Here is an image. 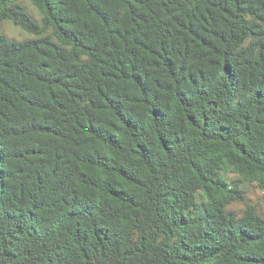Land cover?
I'll return each mask as SVG.
<instances>
[{
  "label": "clouds",
  "instance_id": "1",
  "mask_svg": "<svg viewBox=\"0 0 264 264\" xmlns=\"http://www.w3.org/2000/svg\"><path fill=\"white\" fill-rule=\"evenodd\" d=\"M210 2L0 0V26L15 33L0 31V49L9 52L14 45L21 54L30 53L34 58L21 81L43 92L17 88L25 100L14 99L17 113L35 112L28 103L43 107L49 89L67 104L55 130L63 140L46 137L60 157V191L49 193L42 186L33 195L35 203L26 207L47 217L46 226L57 232L71 264H165L160 249L166 264H245L250 256L255 264H264V231L255 235L264 230V157L249 152L244 139L255 135L246 122L264 133V102L256 95L259 88L264 97L257 67L264 59V0H241L244 11L228 0L233 26L216 41V53L187 28L195 25L191 31H199ZM29 4L40 9L38 17ZM70 26L78 30L65 39L60 30ZM40 50L52 54L38 55ZM4 60L0 52V62ZM68 93L79 99L72 103ZM39 126L33 121L32 127ZM18 127L15 120L9 124L0 117V146L35 142L38 133ZM114 130L119 141L110 135ZM259 139L264 142V135ZM234 144L245 151L243 158ZM105 168L108 174L113 169L124 173L127 179L121 184L140 208L155 206L159 212L117 226L126 241L119 256L75 247L69 237L77 222L67 214L76 211L74 201L91 202L93 189L85 185ZM250 185L262 193L260 198L249 195ZM173 215L176 224L203 218L212 227L173 228ZM250 234L256 237L251 243ZM22 239L31 255H21L17 264H47L51 253ZM4 251L0 241V253Z\"/></svg>",
  "mask_w": 264,
  "mask_h": 264
},
{
  "label": "trees",
  "instance_id": "2",
  "mask_svg": "<svg viewBox=\"0 0 264 264\" xmlns=\"http://www.w3.org/2000/svg\"><path fill=\"white\" fill-rule=\"evenodd\" d=\"M237 11H244L241 8V0H232ZM40 12V9L32 4ZM206 15H202L200 20L202 23L199 26V31H191L195 25H187L190 35L199 40L200 45L208 49L210 52L216 53L219 51L216 45L217 40H223L227 35L225 31L232 28V7L228 4V0H211L208 7L204 9ZM175 20V18H173ZM68 23L71 25L72 20L69 17ZM179 27H185L180 24ZM2 26H0L1 31ZM71 26L66 30H60V35L65 39H69L70 35H74L75 31ZM55 50V45H51ZM147 50L146 48L144 49ZM5 55V60L0 62V117H2L9 124L15 120L17 131L19 128L30 127L33 133H38L35 136L34 143L25 146H0V241H2L5 251L0 253V264H17L21 255H31V249L25 247L24 239L32 241L34 244H40L42 249L50 252L47 264H71L69 259L70 253L62 251V245L57 240V232L50 231L46 226L49 222L47 217L41 215L35 207L27 208L29 202L33 201V195H39L41 187L43 186L49 193H56L60 191V184L62 181L58 178L60 175V166L56 161L60 158L55 152L54 146L49 145L46 137H52L57 143L63 140L62 136H58L55 131L60 124L62 114L64 113L67 104L61 103L51 89L48 90L45 98L44 106L39 104L28 103L29 109H36L35 112H23L21 117L17 113L18 105L14 103V99L19 97L20 103H25L23 96H20L17 88L29 87L31 85L23 84L21 78L27 75L30 69L31 60L34 58L30 53L21 54L11 46L9 52L6 49H0ZM52 53H44L43 50L38 52V55H51ZM11 55L13 59L9 60ZM264 59L257 65L261 75L260 82L264 83ZM103 75V73H101ZM39 82V81H38ZM46 83V82H44ZM58 83V81H55ZM64 87V85H61ZM34 93L43 95L39 89L32 88ZM67 91V88H65ZM257 99L264 102V97H261V89H256ZM71 102L75 103L79 96L75 93H68ZM57 112L60 115H57ZM33 121H39V127H32ZM246 126L255 133L253 136H246L245 148L249 152L255 151L259 156L264 157V142H261L259 137L264 135L251 128V124L246 122ZM127 127V125H125ZM88 131L94 135L91 122L88 125ZM9 134H12L9 132ZM116 140H120L115 130L110 134ZM122 143V141H121ZM110 147H114L111 141H108ZM233 148L240 153L243 158L246 153L242 151L239 145L234 144ZM139 150V149H137ZM108 159V157H104ZM248 159L256 164L257 160L253 159L251 155ZM122 167H126L122 165ZM199 174V173H198ZM113 176L119 179H113ZM94 181L91 185L92 192L89 193L91 202L85 204L83 202L74 201L76 211L67 214L70 220H74L75 230L69 233L72 244L79 247L81 244L89 247L90 252H99L100 255L119 256L121 248L126 241L120 237V232L117 226L131 221L139 222L141 215H151L155 212L159 215L155 206L152 209L140 208L138 202L129 198V190L126 185L121 184L122 180L127 177L124 173L116 172L113 169L111 174H108V169L95 173L91 177ZM240 179V174H237V182ZM113 184L118 187H112ZM257 193L262 195L257 190ZM55 207V205H53ZM46 210V206H45ZM173 228L187 229L190 227L211 228L212 225L203 218H198L196 221H189L184 218L182 222L176 224L175 215L171 218ZM262 229H257L255 235H258ZM62 233L60 236L62 238ZM171 235V233H169ZM243 237V233H241ZM246 238V237H245ZM253 235H249L248 239H255ZM47 241V243H45ZM52 245V247H49ZM9 247L14 248V251H7ZM164 247H167L165 245ZM83 247L81 255H83ZM139 251V250H138ZM129 252L125 251L124 255ZM161 260L165 261L166 257L163 255V249L159 250ZM257 252L255 255H259ZM107 258V257H105ZM85 262L89 260L88 256L84 257ZM38 264H44L43 261H38ZM151 264V262H149ZM245 264H255V256H250L245 261Z\"/></svg>",
  "mask_w": 264,
  "mask_h": 264
},
{
  "label": "rangeland",
  "instance_id": "3",
  "mask_svg": "<svg viewBox=\"0 0 264 264\" xmlns=\"http://www.w3.org/2000/svg\"><path fill=\"white\" fill-rule=\"evenodd\" d=\"M28 7H29L31 13L33 14V16L38 17L40 15V12L32 4H29ZM1 31H7L9 34L15 35V33L12 31V29L10 27L4 28V26H2ZM250 187L253 188V191L249 192V195H253V196H256L257 198H260L261 195L259 193H257V190H255V186L250 185Z\"/></svg>",
  "mask_w": 264,
  "mask_h": 264
}]
</instances>
